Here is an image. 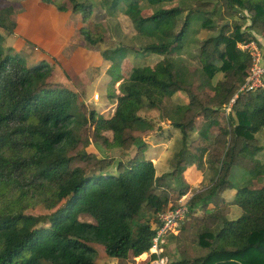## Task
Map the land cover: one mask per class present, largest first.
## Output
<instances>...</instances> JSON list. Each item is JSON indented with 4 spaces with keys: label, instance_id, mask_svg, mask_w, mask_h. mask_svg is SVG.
Here are the masks:
<instances>
[{
    "label": "trees",
    "instance_id": "trees-1",
    "mask_svg": "<svg viewBox=\"0 0 264 264\" xmlns=\"http://www.w3.org/2000/svg\"><path fill=\"white\" fill-rule=\"evenodd\" d=\"M44 1L62 14L70 11L61 0ZM202 5L200 0L73 1V11L83 15L81 31L91 44L105 37L96 25L92 28L94 16L123 15L136 37L146 39L137 54L143 59L161 56L155 65L134 66L124 77L122 61L132 47L120 45L106 54L118 71L113 85L119 83L114 96L118 103L110 115L81 113L77 93L52 81L54 66L46 60L29 64L14 47L5 46L7 35L0 32V264H98L97 244L119 262L134 263L151 249L161 225L159 214L185 203L181 198L190 184L181 181L176 201L167 188L174 184L169 177L186 171L182 164L188 158L194 172L203 173L260 148L256 142L264 128V88L240 93L227 116L222 108L249 75L251 57L238 44H260L255 31L264 36V0H218L212 14L223 19L237 15L245 27L226 21L217 36L202 42L195 57L203 71L210 78L223 72L225 78L214 92L194 94L178 70L176 51L192 42L199 21L213 27L214 21L200 13ZM244 11L250 13V24ZM19 13L15 5L0 7V29L8 36L18 28ZM178 92L192 97L178 103L173 99ZM145 108L160 111L182 135V146L173 156L175 171L157 175L155 163L140 158L141 151L130 158H100L86 150L72 153L79 142L78 123L90 124L95 140L108 149H142V134L158 127L140 114ZM225 116L227 122L213 141L203 137L204 143L197 141L196 151H189V133L197 120L208 124ZM75 161L85 165L76 166ZM228 189H236L234 200L222 206L216 202L208 212L207 205ZM188 204L179 228L198 216L196 241L204 253L169 264H264V185L237 186L225 172L219 173L207 195L197 194ZM230 205L242 209L238 218L227 217ZM39 206L50 213H35Z\"/></svg>",
    "mask_w": 264,
    "mask_h": 264
},
{
    "label": "rangeland",
    "instance_id": "rangeland-1",
    "mask_svg": "<svg viewBox=\"0 0 264 264\" xmlns=\"http://www.w3.org/2000/svg\"><path fill=\"white\" fill-rule=\"evenodd\" d=\"M61 1L68 6L69 13L62 14L58 12L55 6L44 0H0V7L15 5L17 10H20L18 28L14 34L8 36L5 31L0 29L2 34L7 35L5 46L14 47L15 52L26 58L29 64H36L41 60H46L52 64L54 66L52 81L62 84L77 93L81 113L89 114L92 110H95L110 115L118 103L117 98L114 96L119 93L117 87L119 83L113 85L112 80L116 76L114 74H118V71L114 70L111 62H108L106 54L109 55L120 45H130L132 47L129 55L122 61L121 70L124 77L131 73L134 66L155 65L161 60V56L151 55L148 59H143L137 54L138 50L145 45L146 39L136 37V31L123 15L117 18L104 16V14L94 16L92 28H95L96 25L105 37L98 44H91L85 39L81 31L84 24L83 15L80 12L73 11L74 0ZM76 1L83 2L85 0ZM201 1L204 10L200 13L214 21L213 27L201 26V21H199L191 33L192 42L185 47V50L178 49L176 51L180 59L178 70L184 75L186 81L192 85L191 90L194 94H200L203 91L214 92L217 82L223 81L225 78L223 72H219L214 78H210L203 71L200 60L195 57L202 42L217 36L226 21L229 23L237 21L245 27L244 20L237 15L225 19L219 14L213 15L218 0ZM196 13L200 15L198 10H196ZM242 14L243 17L248 18V24H250V13L244 11ZM255 35L257 38L263 36L260 31H255ZM191 97L190 92H178L173 99L178 103H186ZM229 103L222 108L226 116L228 112L225 107ZM140 114L143 117L153 119L158 126H156V130L142 134L145 143L142 149H139L138 145H133L127 149H108L100 141L95 140L94 130L90 124L78 123L79 142L77 148L71 150L72 153L86 150L100 158L108 156L130 158L136 155L137 151H141L140 158L153 160L157 168V175L160 176L163 173L175 171L177 163L173 156L182 146L180 131L176 130L170 121L163 119L162 113L158 110L145 108ZM226 116L217 118L208 124H202L197 120L196 129L189 133V143L193 145L190 146L189 151H196L194 145L198 144L197 141L204 143L203 137L213 141L223 125L226 124ZM256 144L260 148L249 149L245 154L237 156L231 164H226L227 166H223L221 162L218 169H207L202 173V180L193 184H190L189 180L192 179L191 174L195 166L188 158L185 164H182L186 171L180 172L177 170L172 178L169 177L171 182L174 183L172 187L167 188L170 199L176 201L179 197L181 181L186 186L190 184L189 189L186 190L190 197L193 198L197 194L206 196L208 188L213 184L217 175L224 172L227 174V178L237 186L254 185L260 187L264 185V154L261 153L264 150V128L257 134ZM75 165L85 164L81 161H75ZM234 190L236 192V189ZM222 194L215 198L212 206L207 205L206 210L208 212L211 208L213 209L216 202H219V205L222 206L221 203L225 201ZM225 196L226 199H229L231 193L225 192ZM235 207L242 212L239 206L235 205ZM33 211L38 214L50 213L43 206H39ZM201 212H204V209H201ZM197 213L200 214V211ZM228 214L229 219L236 218L234 217L235 213L230 216ZM197 217H190L182 224L183 229H181L180 234L174 238L170 237L168 246H166V255L169 260L173 261L204 253L196 241L197 229H200L198 225L200 218ZM82 218L90 219L87 216ZM97 247L99 253L96 261L99 264H123L117 258L110 257L103 252L100 244H97ZM127 264H137V262Z\"/></svg>",
    "mask_w": 264,
    "mask_h": 264
},
{
    "label": "built area",
    "instance_id": "built-area-1",
    "mask_svg": "<svg viewBox=\"0 0 264 264\" xmlns=\"http://www.w3.org/2000/svg\"><path fill=\"white\" fill-rule=\"evenodd\" d=\"M238 48L242 52L250 55V71L244 85L237 91L229 105L225 107L227 112L231 110L233 103L239 97L240 93L253 91L257 88H264V51L262 46L255 40H245L239 42ZM188 200H190V196L188 194L183 195L181 201H185V203L173 209H166L159 214L161 225L157 227V232L152 240V247L147 252V260H150V264H169V258L165 254L166 245L171 234L176 233L180 223L189 213Z\"/></svg>",
    "mask_w": 264,
    "mask_h": 264
},
{
    "label": "crops",
    "instance_id": "crops-1",
    "mask_svg": "<svg viewBox=\"0 0 264 264\" xmlns=\"http://www.w3.org/2000/svg\"><path fill=\"white\" fill-rule=\"evenodd\" d=\"M258 40H259V42H260V44H261V46H262V48H263V51H264V36H261V37H258ZM261 153L262 154H264V150L263 151H261ZM192 179L191 180H189V182H190V184H193V183H196L197 181H200V180H202V172H194V169L192 170ZM225 192H229V193H231V197L229 198V199H226L225 197ZM225 192H223V196H222V198H224L223 200H225V202H231L232 200H234V198H235V194H236V192H235V190L234 189H228V190H226ZM189 195V194H188ZM190 196V195H189ZM192 197H190V199H191ZM222 203H224V202H222ZM236 214L234 217H236V218H238L241 214H242V212L239 210V209H236V207H235V205H230V210H229V214H228V216H230L231 214ZM236 218H234V219H236ZM232 219V218H231ZM180 232H181V230H180V228H178L177 230H176V233H173L170 237H172V238H174L175 236H178L179 234H180ZM166 253H167V251H166ZM147 258H148V253L146 252V253H144V254H142L141 256H139V257H137L136 258V262H137V264H150V260H147ZM135 262V263H136ZM143 262H146V263H143ZM148 262V263H147ZM99 264V263H98ZM127 264V263H126Z\"/></svg>",
    "mask_w": 264,
    "mask_h": 264
}]
</instances>
